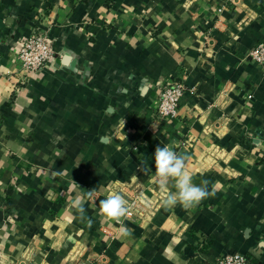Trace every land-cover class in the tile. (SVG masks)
Masks as SVG:
<instances>
[{
  "label": "crops",
  "instance_id": "obj_1",
  "mask_svg": "<svg viewBox=\"0 0 264 264\" xmlns=\"http://www.w3.org/2000/svg\"><path fill=\"white\" fill-rule=\"evenodd\" d=\"M39 18L54 57L25 71L18 47ZM261 42L264 0H0V264H264ZM183 78L178 116L160 118L164 85ZM164 145L216 195L164 208ZM113 192L149 205L123 218L130 237L100 213Z\"/></svg>",
  "mask_w": 264,
  "mask_h": 264
},
{
  "label": "clouds",
  "instance_id": "obj_2",
  "mask_svg": "<svg viewBox=\"0 0 264 264\" xmlns=\"http://www.w3.org/2000/svg\"><path fill=\"white\" fill-rule=\"evenodd\" d=\"M190 157L185 153L175 151L171 146H157L154 152L155 172L154 178L158 182L161 204L164 208L170 209L178 204L185 209L197 207L203 200L216 195L215 186L209 190L210 181L201 180L197 185L193 182V175L188 170L186 161ZM152 172L151 168L146 169ZM174 182L175 191L169 189V182ZM87 199L95 196V189L85 193ZM73 207L82 221H86L91 227L93 221L85 215L84 201L77 197L73 200ZM101 215L107 221H114L119 225L118 233L121 237H130L132 229L123 223V218L129 212L128 202L118 192H113L105 199L99 201Z\"/></svg>",
  "mask_w": 264,
  "mask_h": 264
},
{
  "label": "built area",
  "instance_id": "obj_3",
  "mask_svg": "<svg viewBox=\"0 0 264 264\" xmlns=\"http://www.w3.org/2000/svg\"><path fill=\"white\" fill-rule=\"evenodd\" d=\"M251 57L264 68V43L251 49ZM54 57V48L48 30L41 18L35 19L31 32L19 44L17 59L25 71L40 72ZM189 89L186 80L180 79L164 85L158 96L157 115L162 119H174L179 114L180 101ZM129 212L135 216L146 215L149 205L141 199L130 201ZM81 264H85L82 262ZM217 264H252L250 258L242 252H233L218 258Z\"/></svg>",
  "mask_w": 264,
  "mask_h": 264
}]
</instances>
